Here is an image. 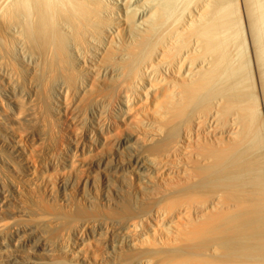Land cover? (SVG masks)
I'll return each instance as SVG.
<instances>
[{
  "label": "bare ground",
  "instance_id": "obj_1",
  "mask_svg": "<svg viewBox=\"0 0 264 264\" xmlns=\"http://www.w3.org/2000/svg\"><path fill=\"white\" fill-rule=\"evenodd\" d=\"M0 264H264V0H0Z\"/></svg>",
  "mask_w": 264,
  "mask_h": 264
},
{
  "label": "rangeland",
  "instance_id": "obj_2",
  "mask_svg": "<svg viewBox=\"0 0 264 264\" xmlns=\"http://www.w3.org/2000/svg\"><path fill=\"white\" fill-rule=\"evenodd\" d=\"M175 56V55H174ZM173 55L169 54V58L168 59H171L170 57H174ZM179 57H181L180 55H178ZM176 59V58H175ZM182 62H184L185 64H182V68H183V73L186 72V69L188 67V61L185 60V59H182ZM214 116H215V119H216V122L217 123H221L222 122V114H221V110H217L215 112H213ZM237 127H240V123H238Z\"/></svg>",
  "mask_w": 264,
  "mask_h": 264
}]
</instances>
